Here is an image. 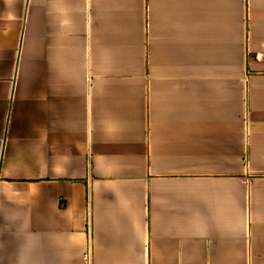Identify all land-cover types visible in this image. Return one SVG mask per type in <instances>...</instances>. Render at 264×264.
Listing matches in <instances>:
<instances>
[{
    "label": "crops",
    "instance_id": "1",
    "mask_svg": "<svg viewBox=\"0 0 264 264\" xmlns=\"http://www.w3.org/2000/svg\"><path fill=\"white\" fill-rule=\"evenodd\" d=\"M0 264H264V0H0Z\"/></svg>",
    "mask_w": 264,
    "mask_h": 264
}]
</instances>
